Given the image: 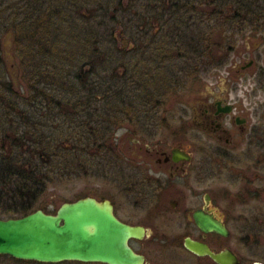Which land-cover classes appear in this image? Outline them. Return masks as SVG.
<instances>
[{
    "label": "trees",
    "instance_id": "16d2710c",
    "mask_svg": "<svg viewBox=\"0 0 264 264\" xmlns=\"http://www.w3.org/2000/svg\"><path fill=\"white\" fill-rule=\"evenodd\" d=\"M13 1L0 0V19L9 27L14 44L20 43L17 80L24 91L15 90L11 83L0 87L1 218L25 216L39 209L53 213L45 200L50 186L80 178L103 179L104 154L114 149L113 135L128 125L135 106L165 100L170 87L181 83L176 80L183 66H177L179 62L191 63L189 68L194 71L201 67L200 44L212 41L199 39V22L222 18L232 4L239 7L236 19L246 20L249 6L263 3ZM60 36L66 37L68 47L56 52ZM84 40L81 52V45L73 50L74 44ZM90 42L99 45L85 69L93 77L88 82L78 73L72 76L66 66L76 58L82 62ZM162 74H166L163 92V82L155 87ZM139 100L143 102L138 105Z\"/></svg>",
    "mask_w": 264,
    "mask_h": 264
},
{
    "label": "flooded vegetation",
    "instance_id": "af4514ba",
    "mask_svg": "<svg viewBox=\"0 0 264 264\" xmlns=\"http://www.w3.org/2000/svg\"><path fill=\"white\" fill-rule=\"evenodd\" d=\"M226 8L229 12L222 18L199 22V39L212 41L200 44L201 67L194 71L191 63L179 62L177 66L183 64L176 76L180 85H172L165 100L141 105L139 100L128 125L115 131L114 149L104 154L103 180L108 186L112 183L110 188L118 190L122 202L109 194L102 199L113 204L119 221L151 232L130 240L145 264H153L145 248L170 251L178 260L176 255L183 252L193 264H216L208 256L188 251L185 241H201L215 253H235L226 243L230 223L241 222L239 232H247L251 240H260L264 234V0L249 6L246 20L236 19L239 7L235 4ZM0 60L2 67L1 53ZM165 76L157 77L155 86L164 83L162 92ZM17 82L6 80L0 70V87L11 83L19 91ZM181 90L191 92L192 105L175 100ZM164 127L168 139L159 141L163 148L156 143L143 147L140 138H133L131 154L120 147L121 137L132 128L152 138ZM122 129L125 132L119 137ZM200 218L220 221L228 237L213 230L204 233ZM131 242L139 243L141 249L133 248Z\"/></svg>",
    "mask_w": 264,
    "mask_h": 264
},
{
    "label": "water",
    "instance_id": "95a60500",
    "mask_svg": "<svg viewBox=\"0 0 264 264\" xmlns=\"http://www.w3.org/2000/svg\"><path fill=\"white\" fill-rule=\"evenodd\" d=\"M112 206L108 200L83 196L76 201L62 202L54 214L39 209L25 216L0 217V255L45 264L63 261L145 264L144 256L132 249L130 240L142 239L151 232L119 221ZM200 220L199 225L207 231L204 233L213 230L228 237L229 232L220 221ZM184 247L199 257H210L216 264L240 262L233 250L215 253L203 242L190 238Z\"/></svg>",
    "mask_w": 264,
    "mask_h": 264
},
{
    "label": "rangeland",
    "instance_id": "374dc122",
    "mask_svg": "<svg viewBox=\"0 0 264 264\" xmlns=\"http://www.w3.org/2000/svg\"><path fill=\"white\" fill-rule=\"evenodd\" d=\"M27 27L30 28L28 21H27ZM7 28L9 27H7L6 24L4 25L2 20L0 19V47L2 49L1 50L2 52L0 53L2 54L3 59H5L4 63H2V67L0 66V70L2 74L4 73L6 80L17 81L16 78L18 79V75H20L19 74L20 70L18 69V62L20 61L19 55L21 54V48H20V43H18L17 45L14 44L15 38L13 37L12 33H10V31L7 30ZM60 38L61 39L57 40L56 42L57 46L55 45L58 49V51L55 50L56 52H60V50H63L64 48L68 47L66 41H64V38L66 37L60 36ZM85 42L86 41L84 40L81 44L79 42L78 45L74 44L73 50L74 49L77 50V48H79V46L81 45L80 47L81 49H79V52H81ZM92 43L93 42L86 44L87 45L86 58H84L82 62L81 61L78 62L76 58V60H74L70 65L66 66L71 71L72 76L75 77L76 74L78 73L82 77L85 76L84 80L86 81L87 79L88 82L91 81L93 77L90 76L89 74L87 75L85 69L87 68V65L90 66V60H92L94 56L93 55L94 49L95 47H97V45H99L97 43L94 44ZM33 46H36V44L33 43ZM55 70H57L56 67ZM75 79H76L77 87L78 86L80 87L81 83L79 82V80H77V78H74V80ZM16 84L19 92H23L24 86L19 85L20 84L19 81ZM180 93L181 94L179 95V97H177V99L175 100L180 101V103L182 102L183 104L186 103L187 105H192V99L189 97L190 96L189 94H191V92L181 90ZM35 108L36 107L33 106L31 111H34ZM131 127H133V125H131ZM175 127L177 128L176 125ZM139 131L140 130H138L137 133H135L132 128V130H130L128 134L124 135V137L122 136L121 138H123V140L120 141V147L123 148L126 152L131 154L133 149L135 148L133 145V141H134L133 138L135 139L140 138L143 147L144 145L151 147L154 143L158 144V146L161 148L165 147L164 143H159V141H162L163 139L166 140L168 139L167 136L168 130H166L165 127L162 128V130L158 133L157 137L153 136L152 138L144 137V135H139L138 134ZM124 132H125L124 129L120 130L118 132V136L120 137ZM147 133L149 132L147 131ZM111 186L112 183L109 184L108 186L103 179H101L99 182H96L93 179L83 180L82 178H80V180H75V181L69 180V182H65V183L59 182L57 186L49 187V190L47 192L48 196L45 200L46 203L49 204L50 202L51 204H49V208L47 210L52 211L54 214L57 208L60 207L62 202H70L73 200L75 201L81 196L83 197L84 194H88L89 196L91 195L95 196V198L99 200H101L103 196L106 197V194H109L111 196L113 195L112 196L113 199H115L118 203H121L122 202L120 200L121 196L117 195L118 190L115 191L114 187L110 188ZM238 226H242L241 222L239 224L236 223L229 224V228L231 229V231H230V236L228 237L226 242L228 246L235 250V253L241 259L242 264H252L253 261L256 260L257 262L264 263V234L262 233L263 237L260 238V240L256 241L253 238L251 240V236L248 237V235L250 234H248L245 231L239 232ZM149 238L150 237H148V239ZM131 243L133 245V248L141 249L139 243H133V242ZM156 250L158 251L156 252ZM156 250H152L150 248L143 249V252L147 255V259L151 261V263L153 264H193L191 258L187 260L188 258L182 256V254L185 255L183 252L176 255L177 257L178 256L180 257L178 260L174 258L173 255L175 254L170 251L167 252L161 249H156ZM0 264H45V263H36L35 261L25 262L23 260L19 261L13 259V257L8 258L6 256L0 255ZM52 264H56V263H52ZM58 264H98V263L95 262L78 263L77 261H73V262L63 261V263H58Z\"/></svg>",
    "mask_w": 264,
    "mask_h": 264
}]
</instances>
